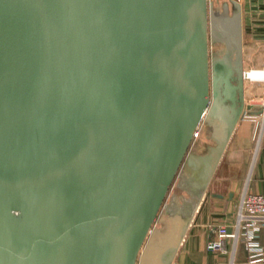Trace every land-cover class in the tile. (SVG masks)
<instances>
[{"label": "water", "instance_id": "water-1", "mask_svg": "<svg viewBox=\"0 0 264 264\" xmlns=\"http://www.w3.org/2000/svg\"><path fill=\"white\" fill-rule=\"evenodd\" d=\"M232 1L0 0V264H168L149 238L175 180L204 188L244 113L242 50L210 53L219 27L242 46Z\"/></svg>", "mask_w": 264, "mask_h": 264}, {"label": "crops", "instance_id": "crops-1", "mask_svg": "<svg viewBox=\"0 0 264 264\" xmlns=\"http://www.w3.org/2000/svg\"><path fill=\"white\" fill-rule=\"evenodd\" d=\"M240 8L242 43L247 45L243 51V69L264 68L261 54L264 53V0H243ZM260 48L263 50L259 51ZM246 81L244 112L258 114L263 110L264 82L248 80L246 85ZM247 105L249 109L261 110L251 113ZM207 138L191 153L212 160L216 157L212 149L218 145V138L213 132ZM208 147L211 150L202 155ZM203 161L200 167L206 164ZM211 167L212 174L204 188L203 181L195 187H189L180 178L174 182L152 231L157 262L165 259L168 264H249L241 237L227 238L222 251L208 250L207 243L219 226L236 231L245 196L264 193V121H251L242 115L218 162ZM259 240L264 247V225Z\"/></svg>", "mask_w": 264, "mask_h": 264}, {"label": "built area", "instance_id": "built-area-1", "mask_svg": "<svg viewBox=\"0 0 264 264\" xmlns=\"http://www.w3.org/2000/svg\"><path fill=\"white\" fill-rule=\"evenodd\" d=\"M243 0H238L241 4ZM244 79L264 82V68H251L244 70ZM254 100V99H252ZM243 116L251 121H264L263 110L258 114L243 113ZM202 127L195 131L193 143L200 137ZM264 225V193L250 194L242 200L235 232H230L224 226H219L214 237L207 243V249L222 251L225 248L227 238L238 239L241 237L248 251L249 264H264V247L259 240L260 231Z\"/></svg>", "mask_w": 264, "mask_h": 264}, {"label": "rangeland", "instance_id": "rangeland-1", "mask_svg": "<svg viewBox=\"0 0 264 264\" xmlns=\"http://www.w3.org/2000/svg\"><path fill=\"white\" fill-rule=\"evenodd\" d=\"M224 9H227V10L230 9L231 11H229V13H224L223 12ZM235 10H236V7H235V4L232 0H209V19H211V21H215V19H213V18L221 19L224 17H231V16H233V14H235ZM217 35H218V32H217ZM225 46L226 45H225V41L223 38H212L210 40L211 58L213 59V57L218 56V54L226 48ZM246 46H247L246 44L243 46V43H242V46H241L242 58H243V51H244V48ZM260 50H263V48H260L259 51ZM258 53H260V52H258ZM261 54H262V56H264V53H261ZM245 67L248 68V65L245 64ZM248 84H249V82L247 80L246 85H248ZM249 108H250L249 105H247L246 109H248L249 112H251V113H258L261 110L260 108H255L254 110L249 109ZM201 127H202V129H201L202 131H201L200 137L192 144L191 149L198 148L199 143L201 146L202 145L201 142L204 140L207 141L208 140L207 137H209L212 134V132L216 133V136L218 138L217 139L218 141L215 140V141H217L216 143L219 142V139L221 138V136L223 134L222 128L217 123H215L214 121H212V120L209 121V119L204 120L201 124ZM177 180H175V181H177ZM160 213H162V211ZM153 236H154V232H152L150 235L149 239L151 241H153Z\"/></svg>", "mask_w": 264, "mask_h": 264}, {"label": "bare ground", "instance_id": "bare-ground-1", "mask_svg": "<svg viewBox=\"0 0 264 264\" xmlns=\"http://www.w3.org/2000/svg\"><path fill=\"white\" fill-rule=\"evenodd\" d=\"M215 19V21L217 22H221V21H226L225 19L221 18H213ZM219 24V23H218ZM227 27H219V29H216V31L220 32L222 35H224L225 38V49L222 50L217 58L214 60V62L216 63V67H218L220 70H227V69H232L233 65V61L238 59L240 55V49H241V44L240 41L235 40V37L232 35V33L230 32L229 34L226 31ZM226 31V32H225ZM225 122L222 121V125Z\"/></svg>", "mask_w": 264, "mask_h": 264}, {"label": "trees", "instance_id": "trees-1", "mask_svg": "<svg viewBox=\"0 0 264 264\" xmlns=\"http://www.w3.org/2000/svg\"><path fill=\"white\" fill-rule=\"evenodd\" d=\"M224 13H229V10L224 9L223 11ZM211 147H208L207 149H205L204 153L202 155L208 154V152L210 151Z\"/></svg>", "mask_w": 264, "mask_h": 264}]
</instances>
